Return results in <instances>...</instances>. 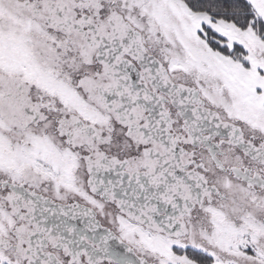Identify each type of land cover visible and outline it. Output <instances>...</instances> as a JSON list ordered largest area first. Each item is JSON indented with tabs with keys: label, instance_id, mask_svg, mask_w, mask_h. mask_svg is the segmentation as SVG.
Instances as JSON below:
<instances>
[{
	"label": "snow or ice",
	"instance_id": "obj_1",
	"mask_svg": "<svg viewBox=\"0 0 264 264\" xmlns=\"http://www.w3.org/2000/svg\"><path fill=\"white\" fill-rule=\"evenodd\" d=\"M0 264H264V0H0Z\"/></svg>",
	"mask_w": 264,
	"mask_h": 264
}]
</instances>
